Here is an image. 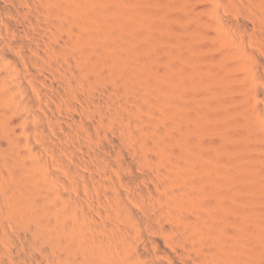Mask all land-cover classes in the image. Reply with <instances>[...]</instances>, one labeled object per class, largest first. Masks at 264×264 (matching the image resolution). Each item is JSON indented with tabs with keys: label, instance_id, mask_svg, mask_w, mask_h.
<instances>
[{
	"label": "bare ground",
	"instance_id": "6f19581e",
	"mask_svg": "<svg viewBox=\"0 0 264 264\" xmlns=\"http://www.w3.org/2000/svg\"><path fill=\"white\" fill-rule=\"evenodd\" d=\"M0 264H264V0H0Z\"/></svg>",
	"mask_w": 264,
	"mask_h": 264
}]
</instances>
